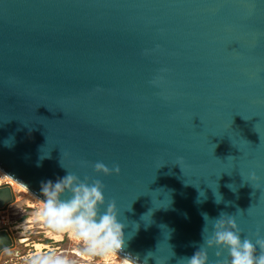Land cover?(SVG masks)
<instances>
[{"label": "water", "instance_id": "1", "mask_svg": "<svg viewBox=\"0 0 264 264\" xmlns=\"http://www.w3.org/2000/svg\"><path fill=\"white\" fill-rule=\"evenodd\" d=\"M0 166L37 194L101 179L148 264L191 256L221 212L264 235V0H0Z\"/></svg>", "mask_w": 264, "mask_h": 264}, {"label": "clouds", "instance_id": "2", "mask_svg": "<svg viewBox=\"0 0 264 264\" xmlns=\"http://www.w3.org/2000/svg\"><path fill=\"white\" fill-rule=\"evenodd\" d=\"M4 143L11 146L10 140ZM62 166L65 167L63 163ZM94 170L105 175L121 172L119 165L111 168L102 161L94 164ZM0 176L11 177L23 185L22 194L36 201L34 205H25L18 199L12 183L0 184V189H11L13 206L22 216L14 225L13 236L0 235V258H7L8 264H109L112 254H118L121 264H148L147 257L141 262L138 255L121 254L134 233L126 238V225L119 219L120 208L115 200L107 199L106 185L101 179L87 175L81 178L68 170L55 181H41L38 195L12 174L0 170ZM251 178L257 180L258 176L253 172ZM220 199L219 196L217 203ZM149 216L150 213L145 214L143 219ZM205 220L207 224L206 214ZM212 220L211 235L204 236L205 225L203 243L179 264H264V235L258 234L255 239L245 235L232 214L221 212ZM134 227L138 229L139 224ZM64 237L68 241L65 250L37 243L42 239L55 242ZM29 242L31 251H26L21 246ZM209 249L215 250V259Z\"/></svg>", "mask_w": 264, "mask_h": 264}, {"label": "rangeland", "instance_id": "3", "mask_svg": "<svg viewBox=\"0 0 264 264\" xmlns=\"http://www.w3.org/2000/svg\"><path fill=\"white\" fill-rule=\"evenodd\" d=\"M16 195L20 201H23L25 205L32 204L34 205L35 202L33 200H29L28 197H25L22 192L23 190L20 188H15ZM15 201L10 202L5 207L0 208V228H7L11 231L12 235H14V225L22 219L21 214L18 210L13 206ZM37 242H42L47 244V247H58L61 250H65V245H67V237H64L58 241H51L49 239H42ZM26 251H31V242L21 246ZM0 264H8L7 258H0ZM109 264H120L119 258L115 255L109 257Z\"/></svg>", "mask_w": 264, "mask_h": 264}, {"label": "bare ground", "instance_id": "4", "mask_svg": "<svg viewBox=\"0 0 264 264\" xmlns=\"http://www.w3.org/2000/svg\"><path fill=\"white\" fill-rule=\"evenodd\" d=\"M0 170H2L3 172H6V173H9V172H7L5 169H3L1 166H0ZM9 182V183H12L13 185H14V188H20V189H22L23 190V185H21V184H19V183H17V182H15L11 177H4V176H0V184H3L4 182ZM30 189V188H29ZM33 193H36L35 191H33L32 189H30ZM37 194V193H36ZM39 195V194H38ZM30 201L32 200V199H30V198H28ZM35 203H36V201L35 200H33ZM33 203V202H32ZM31 203V204H32ZM33 205V204H32ZM37 243H40L41 245H44V246H48L47 244H45V243H42V242H37ZM122 255H125V254H123V253H121ZM112 255H115L117 258H118V254H112ZM111 255V256H112ZM119 262H120V264H121V261L119 260ZM129 264H131V262H129Z\"/></svg>", "mask_w": 264, "mask_h": 264}, {"label": "flooded vegetation", "instance_id": "5", "mask_svg": "<svg viewBox=\"0 0 264 264\" xmlns=\"http://www.w3.org/2000/svg\"><path fill=\"white\" fill-rule=\"evenodd\" d=\"M55 248H58V247H55ZM59 249V248H58Z\"/></svg>", "mask_w": 264, "mask_h": 264}, {"label": "built area", "instance_id": "6", "mask_svg": "<svg viewBox=\"0 0 264 264\" xmlns=\"http://www.w3.org/2000/svg\"><path fill=\"white\" fill-rule=\"evenodd\" d=\"M5 182H6V181H5ZM5 182H4V183H5Z\"/></svg>", "mask_w": 264, "mask_h": 264}]
</instances>
